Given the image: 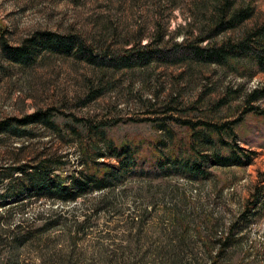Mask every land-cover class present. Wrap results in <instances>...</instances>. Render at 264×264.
<instances>
[{
    "label": "rangeland",
    "instance_id": "obj_1",
    "mask_svg": "<svg viewBox=\"0 0 264 264\" xmlns=\"http://www.w3.org/2000/svg\"><path fill=\"white\" fill-rule=\"evenodd\" d=\"M213 2L0 0V264H264V100L246 102L264 89V73L247 59L199 63L175 46L201 35ZM232 2L253 15L214 43L264 25V0ZM42 33L74 37L96 55L147 43L166 54L119 70L76 50L7 58L4 46L34 45ZM212 125L251 162L222 167L211 145L195 144L203 179L151 171L195 133L217 139ZM109 146L136 148L145 165L124 170ZM92 173L115 186L88 184L72 202L35 187L39 178L67 188Z\"/></svg>",
    "mask_w": 264,
    "mask_h": 264
},
{
    "label": "trees",
    "instance_id": "obj_2",
    "mask_svg": "<svg viewBox=\"0 0 264 264\" xmlns=\"http://www.w3.org/2000/svg\"><path fill=\"white\" fill-rule=\"evenodd\" d=\"M212 17L208 20L205 29L201 32V35L194 39L192 43L184 46L183 44H176L175 46L182 49L186 57L189 59L205 64H212L218 66L227 67L231 63H236L238 60H249L258 72L264 73V25L261 27L247 31L241 35L239 39L227 40L222 43H214L212 39L219 36L222 33L236 30L246 20L250 19L253 15V8L249 5L234 7L232 0H213ZM0 30L1 27H0ZM33 44L24 43L20 47L8 48L3 47L4 53L7 58L13 62L26 64L30 60V56L36 47H42L51 52H58L63 54H69L76 50L77 54L86 58L89 64L102 66L108 62L109 66L115 69L131 68L133 66H145L151 63L159 56L166 54L165 48L155 47L152 43H147L140 46L138 49L129 48L125 51L113 55L108 52H104L102 55L94 54L84 42L74 37H63L54 33H42L39 34ZM33 42V40L31 41ZM30 42V43H31ZM264 100V89H254L247 95L246 102L250 105L253 102ZM32 117L31 119H33ZM30 120V119H29ZM163 128V125H160ZM213 132L216 139H211L208 135L201 132V134L195 133L194 137L191 136L190 144L182 145L176 148L174 157H171L168 163L164 158H157L153 163V169L151 171L156 175L165 176L170 172H178L179 174L187 175L193 179H203L206 175L203 169V158L198 156L196 152L195 144H206L212 147V157L216 164L222 167L230 166H245L251 162L252 153L246 152L241 149L237 144L229 145L221 140V136L225 133V126H207ZM16 133L17 131H12ZM169 132V131H166ZM205 132V131H204ZM208 132V131H207ZM18 134V133H16ZM197 141H196V140ZM109 153L119 160L122 168L128 167L134 168L138 165H145V161L141 158V155L137 153L136 148L129 146H123L122 148H116L115 151L109 146ZM197 155V156H196ZM46 164L48 161H43ZM49 163V162H48ZM49 168V167H48ZM34 167V173L30 175L29 170L24 167L16 169L17 171L24 172L30 176L39 177L42 169H48ZM107 174L96 176L87 175L86 181L83 183H73L67 188L61 186L59 188L48 187L45 182L37 178L35 187L39 192L44 191V196L52 200H58L61 202H72L79 196L84 194L87 190V185L90 184L91 191H99L106 188H112L115 185L107 180ZM44 187L40 189V187ZM40 189V190H39ZM229 237L224 238L222 246L226 245Z\"/></svg>",
    "mask_w": 264,
    "mask_h": 264
}]
</instances>
